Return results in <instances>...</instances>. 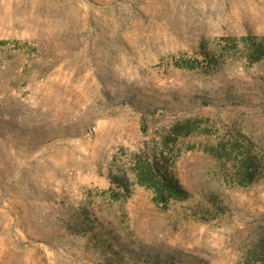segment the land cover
Segmentation results:
<instances>
[{
  "label": "rangeland",
  "instance_id": "1",
  "mask_svg": "<svg viewBox=\"0 0 264 264\" xmlns=\"http://www.w3.org/2000/svg\"><path fill=\"white\" fill-rule=\"evenodd\" d=\"M258 44L264 0H0V264H264Z\"/></svg>",
  "mask_w": 264,
  "mask_h": 264
},
{
  "label": "trees",
  "instance_id": "2",
  "mask_svg": "<svg viewBox=\"0 0 264 264\" xmlns=\"http://www.w3.org/2000/svg\"><path fill=\"white\" fill-rule=\"evenodd\" d=\"M3 43V41L1 42ZM257 55L250 54L252 61H257L264 54V49L258 45L255 46ZM248 175H252V170L255 169L256 163L248 158ZM136 182L148 189H152L155 193L157 201H165L168 198L183 199L187 195V191L182 187L179 181L171 175L164 160L160 158H142L138 159L134 167ZM111 180L117 183L120 187L128 190V186L123 176H112ZM264 248V245H261ZM173 253L165 255V258L160 259L154 256L152 262L146 264H174L170 258Z\"/></svg>",
  "mask_w": 264,
  "mask_h": 264
},
{
  "label": "bare ground",
  "instance_id": "3",
  "mask_svg": "<svg viewBox=\"0 0 264 264\" xmlns=\"http://www.w3.org/2000/svg\"><path fill=\"white\" fill-rule=\"evenodd\" d=\"M104 1V0H103ZM150 3V2H149ZM77 6V5H76ZM77 7H79V6H77ZM84 11V10H83ZM90 11V9L87 7L86 9H85V13H88ZM83 13V12H82ZM88 16V15H87ZM83 17H85V16H83ZM86 24V23H85Z\"/></svg>",
  "mask_w": 264,
  "mask_h": 264
}]
</instances>
